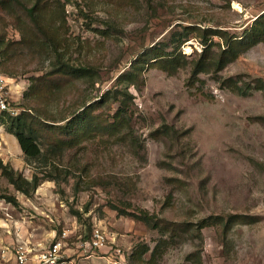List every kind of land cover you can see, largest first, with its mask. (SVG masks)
I'll return each mask as SVG.
<instances>
[{
    "label": "rangeland",
    "instance_id": "1",
    "mask_svg": "<svg viewBox=\"0 0 264 264\" xmlns=\"http://www.w3.org/2000/svg\"><path fill=\"white\" fill-rule=\"evenodd\" d=\"M6 1L0 72L13 77L11 98L29 109L44 155L29 163L0 124V157L45 179L27 195L0 170V264L58 239L78 264H264V40L221 71L192 75L253 28L264 0H46L54 38L27 12L36 0ZM154 44L187 61L174 73L135 70ZM217 215H232L227 231L210 224ZM95 228L106 246L87 250Z\"/></svg>",
    "mask_w": 264,
    "mask_h": 264
},
{
    "label": "trees",
    "instance_id": "2",
    "mask_svg": "<svg viewBox=\"0 0 264 264\" xmlns=\"http://www.w3.org/2000/svg\"><path fill=\"white\" fill-rule=\"evenodd\" d=\"M45 3L46 0H36L32 4V6L27 7V12L31 17L32 22H34V24L43 32L46 38H54L49 34V31L46 27H44L45 25L42 23V16L45 10ZM7 4L8 3L6 0H0V6H7ZM259 25L261 26L259 27ZM213 33L223 34L225 32L220 29L213 31ZM184 35L188 36L189 33H182L181 36L183 37ZM263 40L264 12L257 16V18L254 20L253 28L249 30L246 34L242 35L241 37L232 36L231 38H226L227 46L222 49L220 55L215 57L213 56L207 59H201L196 62L192 75L194 77H197V75L201 71H221L225 68L228 63L235 60L241 52L245 51L246 49L252 47L253 45ZM183 41V39H180V43L178 45L183 43ZM204 44L206 45L204 49V51L206 52L210 48V44H208L207 41H205ZM186 57V54L178 52L177 49L169 52L159 47L157 44H154L140 53L138 58H136L134 61V68L135 70H138L139 65H142L141 63H149V65L155 64L157 67L169 73H174L180 66H182L187 61ZM141 59L144 60L141 61ZM59 70H65L66 72L77 75L81 74L80 68H76L70 64L62 65ZM229 81L230 87L234 91L238 93H247V91L243 88L242 85L238 83L237 80L230 78ZM89 105H84V108L82 110L77 113L74 112L71 116L67 117L66 119L68 120L66 122V128H73L76 122L78 121L80 115H82V113L87 110ZM23 107V110L17 115H12L8 112L1 113L0 124H5L7 131L13 133L17 137L26 160L29 163H33L36 161H40V159L44 155V151L38 141V135L33 125L34 122L32 115L28 112V108H26L25 106ZM164 131L167 133L169 132V130ZM0 170L2 174L8 177L9 181L14 184L18 190L22 191L27 195H30L33 191H35L42 182V180L45 179V174L40 175L37 171L34 172L32 178L29 179L25 177L23 173L16 171L10 163L5 162L1 157ZM41 172H45L44 168H42ZM5 198L14 203L17 202L16 197L12 195H6ZM134 216L140 220H143L148 225H151L153 227H157L159 225L158 221H154V215L150 214L147 210H140V212L134 214ZM231 216H229L227 220H225L224 217L221 215L214 216L212 218V221H210V224L218 225L220 223L225 226L224 231H227L229 224L231 223Z\"/></svg>",
    "mask_w": 264,
    "mask_h": 264
},
{
    "label": "built area",
    "instance_id": "3",
    "mask_svg": "<svg viewBox=\"0 0 264 264\" xmlns=\"http://www.w3.org/2000/svg\"><path fill=\"white\" fill-rule=\"evenodd\" d=\"M12 81V77L0 72V114L8 112L9 114L17 115L24 108L11 98L10 83ZM63 244L64 240L58 239L37 253L35 257H32L31 249L26 246H20L17 250L16 258L20 264H33V262L34 264H78L74 259L66 256ZM83 245L87 247V250H101L106 246V234L100 228H95L91 238L85 241Z\"/></svg>",
    "mask_w": 264,
    "mask_h": 264
}]
</instances>
